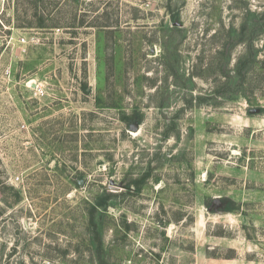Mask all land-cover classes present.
<instances>
[{
  "label": "rangeland",
  "instance_id": "obj_1",
  "mask_svg": "<svg viewBox=\"0 0 264 264\" xmlns=\"http://www.w3.org/2000/svg\"><path fill=\"white\" fill-rule=\"evenodd\" d=\"M0 264H264V0L0 2Z\"/></svg>",
  "mask_w": 264,
  "mask_h": 264
},
{
  "label": "trees",
  "instance_id": "obj_2",
  "mask_svg": "<svg viewBox=\"0 0 264 264\" xmlns=\"http://www.w3.org/2000/svg\"><path fill=\"white\" fill-rule=\"evenodd\" d=\"M29 4H33L34 7L38 8V2L39 0H26ZM40 12L36 11L35 12V17L37 19V23H32L33 21H29V23L26 26L23 27H28V28H50L45 22L46 18L44 16H39ZM36 24V25H34ZM229 210H232V208H229Z\"/></svg>",
  "mask_w": 264,
  "mask_h": 264
},
{
  "label": "water",
  "instance_id": "obj_3",
  "mask_svg": "<svg viewBox=\"0 0 264 264\" xmlns=\"http://www.w3.org/2000/svg\"><path fill=\"white\" fill-rule=\"evenodd\" d=\"M131 129L137 131V130H138V125H132V126H131ZM219 205H220V200L216 199V200L213 202V204H212L211 207H213V206H219Z\"/></svg>",
  "mask_w": 264,
  "mask_h": 264
},
{
  "label": "built area",
  "instance_id": "obj_4",
  "mask_svg": "<svg viewBox=\"0 0 264 264\" xmlns=\"http://www.w3.org/2000/svg\"><path fill=\"white\" fill-rule=\"evenodd\" d=\"M5 1H7V0H0V2H5ZM22 41H25V39L23 38ZM37 90L41 91L43 89L42 88H38Z\"/></svg>",
  "mask_w": 264,
  "mask_h": 264
}]
</instances>
